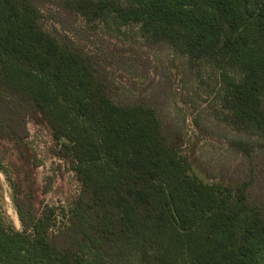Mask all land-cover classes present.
<instances>
[{"label": "trees", "instance_id": "16d2710c", "mask_svg": "<svg viewBox=\"0 0 264 264\" xmlns=\"http://www.w3.org/2000/svg\"><path fill=\"white\" fill-rule=\"evenodd\" d=\"M65 1L214 70L244 176L203 181L152 101L116 103L97 60L43 29L34 0H0V144L19 145L38 111L81 182L57 230L13 184L22 230L0 212V264H264V0Z\"/></svg>", "mask_w": 264, "mask_h": 264}, {"label": "rangeland", "instance_id": "374dc122", "mask_svg": "<svg viewBox=\"0 0 264 264\" xmlns=\"http://www.w3.org/2000/svg\"><path fill=\"white\" fill-rule=\"evenodd\" d=\"M34 1L42 13L43 29L59 41L73 42L97 60L113 101H152L199 178L226 186L242 181L240 156L225 139L229 129L220 124L222 111L214 70L204 65L189 68L183 57L141 36L135 25L115 29L87 23L68 11L65 0ZM26 125L27 136L19 145L9 141L0 144V212L7 225L22 230L15 206L16 184L22 193L34 195L38 214L52 213L57 230L67 225L81 182L71 157L38 111L27 116ZM256 185L255 195L264 198L263 185Z\"/></svg>", "mask_w": 264, "mask_h": 264}]
</instances>
